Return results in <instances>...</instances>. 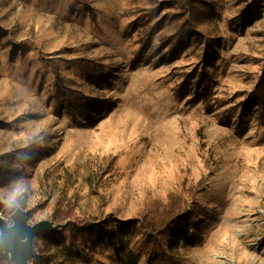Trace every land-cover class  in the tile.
Returning <instances> with one entry per match:
<instances>
[{"label":"rangeland","instance_id":"obj_1","mask_svg":"<svg viewBox=\"0 0 264 264\" xmlns=\"http://www.w3.org/2000/svg\"><path fill=\"white\" fill-rule=\"evenodd\" d=\"M209 1L215 14L173 47L175 0H0L8 226L13 207L33 225L61 196L127 221L117 245L139 249L136 264H264V0L253 13L250 0ZM36 140L41 155H12ZM171 197L195 236L169 248L173 225L147 224ZM93 264L121 262L107 245Z\"/></svg>","mask_w":264,"mask_h":264},{"label":"trees","instance_id":"obj_2","mask_svg":"<svg viewBox=\"0 0 264 264\" xmlns=\"http://www.w3.org/2000/svg\"><path fill=\"white\" fill-rule=\"evenodd\" d=\"M176 6L179 9L178 15L171 20V33L166 36L174 43L173 47L181 46L192 41L194 37L193 22L203 21L211 18L215 14L212 10V5L209 0H175ZM251 1V0H250ZM252 3V5H250ZM247 5L246 12L255 11L258 6L256 1H251ZM251 6V7H250ZM244 7V8H245ZM253 7V8H252ZM245 17V16H244ZM240 20H243L241 18ZM209 37H198L195 45H201V41L205 44ZM200 48V52L204 55L207 52V46ZM208 53V52H207ZM261 73L258 75L259 84V98L264 102V64ZM95 67H87V74L93 72ZM99 73V70H98ZM207 80V77L204 76ZM255 97V96H254ZM259 99V100H260ZM93 108L94 106L91 105ZM264 119V115L262 116ZM23 148V147H22ZM22 148H16L13 156L19 154H26L34 158L38 154L45 152V146L39 140L29 143ZM17 172L16 165L11 161V166L3 169L0 167V184L8 182L9 179ZM7 176V177H6ZM174 198H169V202L163 205L162 212H159V219L156 223L159 226L148 225L150 232L158 231L160 228L173 225L174 229L168 230V244L167 247L172 248L176 245L179 239H184L193 242L195 232L188 226V223L183 221L185 216L183 207L178 205ZM189 215L193 212L188 209ZM46 220L53 225H61L57 230H44L37 234L33 242V253L30 258V264H93L95 262V255L102 251L107 245L114 246V251L121 264H136L140 256V251L134 252L128 249L124 252L123 248L117 244H122L120 232L127 227V221L110 220V218L101 219L100 217L87 214L76 213L73 205L64 200L63 197L57 196L53 203L48 208ZM146 225V224H145ZM164 225V226H162ZM168 225V226H169ZM162 226V227H161ZM130 228V226H129ZM170 229V227H169ZM38 240H42L43 244L39 245ZM122 246V245H121ZM150 262L153 259L150 257ZM0 264H13L8 256L0 249Z\"/></svg>","mask_w":264,"mask_h":264},{"label":"water","instance_id":"obj_3","mask_svg":"<svg viewBox=\"0 0 264 264\" xmlns=\"http://www.w3.org/2000/svg\"><path fill=\"white\" fill-rule=\"evenodd\" d=\"M13 218L11 227L0 228V243L5 244L10 249V254L0 248L4 253L8 254L13 264H27L21 259L20 250L22 241L28 236L32 237V253H33V239L44 230H57L61 225H53L47 220L40 221L33 225L27 223V216L24 210L15 206L10 212ZM32 253L30 256H32ZM31 258V257H30Z\"/></svg>","mask_w":264,"mask_h":264},{"label":"bare ground","instance_id":"obj_4","mask_svg":"<svg viewBox=\"0 0 264 264\" xmlns=\"http://www.w3.org/2000/svg\"><path fill=\"white\" fill-rule=\"evenodd\" d=\"M12 219V224H13V218ZM11 225H7L5 219L0 215V228L4 227H11ZM32 237L31 235H28L21 243L22 247L20 250V255L21 259L24 260L27 264H30V255L32 253ZM0 248H2L4 251H6L8 254H10V249L5 245L0 243Z\"/></svg>","mask_w":264,"mask_h":264}]
</instances>
